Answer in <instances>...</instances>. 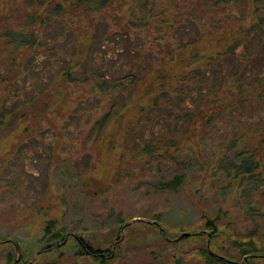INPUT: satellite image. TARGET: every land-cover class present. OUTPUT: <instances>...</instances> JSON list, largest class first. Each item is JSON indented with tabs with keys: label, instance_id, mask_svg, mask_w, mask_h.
Instances as JSON below:
<instances>
[{
	"label": "rangeland",
	"instance_id": "rangeland-1",
	"mask_svg": "<svg viewBox=\"0 0 264 264\" xmlns=\"http://www.w3.org/2000/svg\"><path fill=\"white\" fill-rule=\"evenodd\" d=\"M146 1L155 3V10H162L163 14L156 16L159 25L140 28L137 14H141L140 6ZM204 2L122 0L93 17L74 15L70 20L80 18L72 27L88 35L83 39L87 48L82 46L81 50L86 67H91L100 59L103 50L112 55L116 47L115 41L111 42L108 37L100 42L103 48L95 45L91 42L95 35L117 30L120 26H127L131 37L138 36L139 41L147 43L145 55L150 56L149 45L162 42L164 38L173 40L172 20L186 19L191 10L195 11L192 27L201 25L207 36L214 17H221L215 24L227 27L248 22V17H227L224 9L229 10V6L227 8L223 2L208 8ZM241 2L237 4L238 10L243 8ZM205 8L208 11L204 12ZM34 11L35 8L27 6L23 0H0L1 72L6 68L9 56V50L5 48L11 47L2 41L6 27L27 32L34 26L42 40L52 35L49 27L42 30L45 24L26 25L28 16ZM53 32L60 34L61 28L57 27ZM59 38L62 43L65 41L64 36ZM56 44L70 56L72 44ZM47 53L45 45L38 49L28 45L18 48L13 76H17L20 82L14 85L0 83V109L13 108L16 103L18 107L16 127L0 132V238L7 241L0 244V264H26L31 260L45 246L43 234L48 221H55L57 227L72 229L77 235L84 233L105 246L114 237L118 221L135 215L130 220L134 222L132 226L122 229V236H126L128 242L117 258L98 262L90 257L77 256L69 248L57 254L62 255L59 261L61 264H204L199 253L202 245L209 242L215 244L217 253L228 254L237 262L264 264V258L253 262L239 260L240 254L232 246L233 239L249 237L253 231L258 244L264 246V167L255 169L249 179L248 174L238 175L228 169L235 164L240 166L238 155L243 151L238 146L228 152L223 146L233 131L223 129L212 133L191 128V132L180 131L174 135L161 131L151 135L146 131V140L151 144L163 140L156 145L155 152L149 154L140 147L133 148L131 139H128L130 143L123 141L124 127L114 119L106 134L96 139L93 127L104 107L91 92V83L79 80L67 84L60 92L62 96L56 97L53 103L46 94L30 112L22 114L21 99L30 96L29 86L43 77V68H39L42 72L37 70V60L44 62L45 73L56 71L58 63L54 59L48 60ZM161 55L162 52L155 49L153 61L156 62ZM94 57L95 60L90 61ZM33 60L36 62H33L35 67L32 69L30 61ZM141 61L144 63V59ZM46 103L50 107L48 113L53 110L50 119L36 117ZM254 112L256 116L264 117L262 107L257 105ZM132 118L128 115L125 121ZM129 124L126 122L127 126ZM160 127L155 126L154 130L158 131ZM261 133L256 129L248 131L246 141L255 147ZM165 137L174 140L169 142ZM146 140H142L141 145ZM254 147L246 149L252 151ZM263 152L264 149L258 147L255 159L263 160ZM179 174L183 183L178 190L158 189L160 181ZM157 216L159 224L154 225ZM209 219L216 224L214 236L207 228ZM200 230H206L208 236L201 238L192 234L179 238L183 232ZM160 231L167 235V241L161 238ZM11 241L20 247L15 257L21 260L24 256L21 262H7L5 252L8 246L14 245ZM27 246L33 248L32 252L26 253ZM47 258L42 256L41 264ZM38 259L39 255L36 261Z\"/></svg>",
	"mask_w": 264,
	"mask_h": 264
},
{
	"label": "trees",
	"instance_id": "trees-1",
	"mask_svg": "<svg viewBox=\"0 0 264 264\" xmlns=\"http://www.w3.org/2000/svg\"><path fill=\"white\" fill-rule=\"evenodd\" d=\"M23 1L27 6L35 8V11L28 16L26 25L45 24L42 30L49 27L52 35L42 40L34 26L27 32L6 27L2 32L4 38L2 41L3 44L11 47L5 48L9 50V56L6 68L3 72L0 71V83L7 82L14 85L20 82L17 76H13L14 66L17 65L16 51L27 45L34 49L45 45L48 48L45 57H48V60L54 59L58 64L54 73L48 71L47 74L44 62L37 60V70L39 72L43 70V77L29 86L30 96L21 99L24 108L22 114H26V111L30 112L41 98L46 97V94H49L48 97L53 103L56 97L62 96L60 92L67 87V84L79 80L91 83V92L95 93V99L104 107L93 127L96 139L99 135H105L110 124L117 119L116 121L124 127L120 126L124 133L123 141L128 142L131 139L133 148L140 147L145 152L153 154L156 145L163 140L151 144V141L146 140L148 139L146 131L152 133L151 135H156L160 131L174 135L180 131L191 132L193 130L191 128H195L198 132L212 133L215 130L226 129L233 131L229 141L223 143L227 151L231 152L238 146L243 148L238 155L241 158L240 166L235 164L228 169L238 175L248 174L247 179H249L252 178L255 169L264 167V159H255V150L258 147L264 149V117H258L254 112L257 105L262 107L264 112V0H242L243 8L239 10L237 4L240 0H205L204 4L207 8L221 2L225 3L226 7L229 6V10L224 9V13L228 14L227 17H248V22L227 27L215 24L219 23L217 20L221 17H214L210 23L212 25L210 35L207 36L202 30L204 27L200 28L201 25L197 27L196 24L197 29L192 27L195 22V11L191 10L187 13L186 19L172 20L171 27L174 26L175 30L172 31L173 40L164 38L162 42L155 41L149 45L150 56L145 55L147 43L139 41L138 36L131 37L127 26L98 33L91 42L103 48L100 42L104 37H108L111 42L116 43L115 52L110 55L103 50L100 59H97L91 67H86L87 63L82 59L84 52L81 50L82 46L87 48L83 39L88 35L73 29L72 24H76L75 21L79 22L80 18L76 17L75 21H71L70 17L74 15L93 17L94 14L113 8L116 2L122 0ZM207 8L204 12L208 11ZM140 10L141 14H137V20L139 24L141 23L140 28L159 25L156 16L163 13L162 10L158 12L155 10V3L149 4L146 1L141 4ZM57 27L61 28L60 34L53 32ZM60 36H64L63 43L60 41ZM136 40L138 42H134ZM79 42L81 44L77 47ZM56 43L72 44L70 56H67L68 52L63 53ZM155 49L157 52H162L156 60L157 63L152 57ZM92 60L94 61L95 57L90 59ZM33 62L34 60L30 61L32 69L35 67ZM16 106L0 109V132L16 127L15 120L18 117ZM49 110L50 107L46 103L44 109L41 111L39 109L36 117L50 119L49 114L53 110L48 113ZM128 115L133 116L131 121H125ZM128 121L130 124L127 126ZM157 125L161 127L155 131L154 127ZM253 129L262 131L258 135L255 147L246 141L249 139L247 132ZM166 139L169 142L174 140L172 137ZM142 140H146L143 145H141ZM250 147H254V150L249 151ZM182 183V175L179 174L167 181H160L158 189L178 190ZM133 217L118 221L114 237L105 246L97 244L84 233L77 235L72 229L57 227L55 221H48L43 234L46 239L45 246L37 251L40 252L39 259L36 261L38 256L36 257L35 254L31 260L26 261V264H41L42 256L48 257L42 264H61L62 255L57 256V254L69 248H72L77 256L90 257L98 262L115 259L128 242V238L122 236V229L132 226L134 222L131 223L130 220ZM154 218L156 219L154 225H158L159 217ZM207 228L211 229L214 236L216 224L212 219L207 222ZM192 234H197L201 238L207 235L206 230L192 232L190 235ZM166 236L164 233L161 238L167 241ZM256 239H258L257 235L253 231L249 237H237L232 240V246L240 254L239 260L242 258L253 262L264 258V246L258 244ZM6 242L0 238V244ZM13 243L14 245L8 246L5 252L8 263L17 262L15 255L20 247L17 243ZM32 250L30 246L26 247V253ZM199 256L204 264H244L232 259L228 254L217 253L215 244L209 242L202 245ZM22 260L24 256L20 262Z\"/></svg>",
	"mask_w": 264,
	"mask_h": 264
},
{
	"label": "water",
	"instance_id": "water-1",
	"mask_svg": "<svg viewBox=\"0 0 264 264\" xmlns=\"http://www.w3.org/2000/svg\"><path fill=\"white\" fill-rule=\"evenodd\" d=\"M191 232H183L182 235L179 237V238H183V237H187V236H190ZM40 254V252H37V256ZM20 258L17 259V261H19Z\"/></svg>",
	"mask_w": 264,
	"mask_h": 264
}]
</instances>
